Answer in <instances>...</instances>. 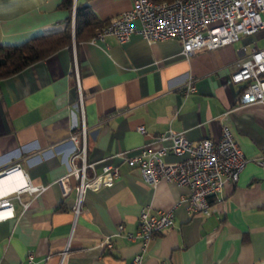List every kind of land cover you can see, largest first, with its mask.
Here are the masks:
<instances>
[{
  "label": "crops",
  "instance_id": "crops-1",
  "mask_svg": "<svg viewBox=\"0 0 264 264\" xmlns=\"http://www.w3.org/2000/svg\"><path fill=\"white\" fill-rule=\"evenodd\" d=\"M61 1L0 0V43L19 45L62 27L73 9L60 8ZM72 2L88 4L106 25L132 4ZM102 37L73 42L0 80V175L8 173L0 178V198L20 184L42 188L9 199L12 215L0 220V264H134L136 255V264H264V171L253 162L264 153V104L237 106L241 86L227 83L244 55L264 48V30L187 59L176 38L147 44L136 33L125 42ZM188 80L196 90L184 95ZM223 125L250 160L233 185L212 197L208 216L185 209V187L162 180L149 186L117 157L137 154L169 128L195 143L218 139ZM82 127L85 161H95L96 173L116 165L119 178L85 192L74 217V180L66 177L69 193L62 196L59 179L75 146L68 137L80 142ZM141 208L170 210L173 220L140 251V240L124 233L135 232ZM105 237L109 251L101 248Z\"/></svg>",
  "mask_w": 264,
  "mask_h": 264
},
{
  "label": "built area",
  "instance_id": "built-area-1",
  "mask_svg": "<svg viewBox=\"0 0 264 264\" xmlns=\"http://www.w3.org/2000/svg\"><path fill=\"white\" fill-rule=\"evenodd\" d=\"M131 5L119 16L110 20L94 36L91 41L102 40L103 35L116 36L119 42H125L129 33L141 35L147 44L164 41L167 38L179 39L181 54L185 59L194 53L207 49L212 51L217 47L235 43L242 36L250 37L264 30V0H131ZM73 13V10L72 12ZM74 16V13H73ZM227 83L241 86L238 91L237 106L261 103L264 104V48H252L236 64L235 70L227 79ZM196 90L194 80H188L183 87L187 95ZM137 132L144 134L143 126ZM84 127L78 134L69 135L75 146L69 159V168L65 177L59 179L62 196L69 193L66 177L74 180L72 184L75 197L73 200V215L81 208L85 192L95 191L115 183L118 177V167L109 163L101 171H95V161H85ZM168 141L167 145L163 143ZM174 154L176 161L165 162L163 158ZM118 159L128 167H136L143 183L154 186L158 181L175 183L185 187L187 193L181 199L189 213L211 214L210 206L223 187L231 186L243 166L250 160L243 155L237 146L234 135L227 126L220 128V137L203 138L192 143L183 132H173L172 129L158 133L155 141L145 143L136 154L119 152ZM253 162L264 171V153H260ZM20 184L11 193L0 198V220L12 215L10 200L18 198L22 190L40 191L41 187L23 186ZM213 197V198H212ZM173 214L170 210L148 211L141 208L137 215L134 233H124L127 240H140V251L160 232L172 226ZM121 233V224L116 226ZM112 241L105 237L102 240V250L109 251ZM69 245L60 252V261L64 259ZM31 260L30 255H27ZM139 255L133 259L136 264Z\"/></svg>",
  "mask_w": 264,
  "mask_h": 264
},
{
  "label": "trees",
  "instance_id": "trees-1",
  "mask_svg": "<svg viewBox=\"0 0 264 264\" xmlns=\"http://www.w3.org/2000/svg\"><path fill=\"white\" fill-rule=\"evenodd\" d=\"M73 0H62L60 8L71 12L74 19L71 23V13L64 19L59 29L50 30L47 33L28 37L25 42L17 45H4L0 43V80L9 77L15 72H20L40 59L51 56L54 51L64 47H70L73 42L87 41L101 30L105 22L99 21L88 4H76L72 7ZM161 1V0H156ZM60 208V207H59Z\"/></svg>",
  "mask_w": 264,
  "mask_h": 264
},
{
  "label": "water",
  "instance_id": "water-1",
  "mask_svg": "<svg viewBox=\"0 0 264 264\" xmlns=\"http://www.w3.org/2000/svg\"><path fill=\"white\" fill-rule=\"evenodd\" d=\"M7 172H5L4 174L0 175V178L3 177V175H5Z\"/></svg>",
  "mask_w": 264,
  "mask_h": 264
},
{
  "label": "bare ground",
  "instance_id": "bare-ground-1",
  "mask_svg": "<svg viewBox=\"0 0 264 264\" xmlns=\"http://www.w3.org/2000/svg\"><path fill=\"white\" fill-rule=\"evenodd\" d=\"M8 173H6L5 175H7ZM5 175H3V177L5 176ZM2 178V177H1Z\"/></svg>",
  "mask_w": 264,
  "mask_h": 264
}]
</instances>
